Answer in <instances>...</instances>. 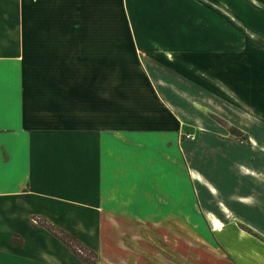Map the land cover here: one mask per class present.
<instances>
[{
  "label": "crops",
  "instance_id": "1",
  "mask_svg": "<svg viewBox=\"0 0 264 264\" xmlns=\"http://www.w3.org/2000/svg\"><path fill=\"white\" fill-rule=\"evenodd\" d=\"M104 1L0 0V264H83L46 224L102 249L112 221L186 218L214 223L235 264H249L247 247L263 252L264 241L239 220L200 212L217 187L224 188L225 207L240 198L231 165L216 173L222 164L214 156L207 175L195 164L204 156L197 153L187 167L178 137L184 120L156 89L152 67L138 73L141 84L124 101L118 86H105L97 39ZM128 1L131 13L159 17L152 35L166 48L181 40L189 26L184 17L201 13L189 0ZM204 10L203 16L215 13ZM232 12L227 8L226 15ZM88 32L95 38L90 44L81 35Z\"/></svg>",
  "mask_w": 264,
  "mask_h": 264
},
{
  "label": "rangeland",
  "instance_id": "2",
  "mask_svg": "<svg viewBox=\"0 0 264 264\" xmlns=\"http://www.w3.org/2000/svg\"><path fill=\"white\" fill-rule=\"evenodd\" d=\"M129 2L105 0L104 11L97 18L102 23L97 39L103 45L105 86L114 83L115 90L118 86L124 101L130 97L129 89L141 84L138 73L147 71L150 65L156 89L184 120L178 137L184 143L187 167L192 166L193 155L204 154L195 164L212 176L213 157L219 155L222 165L215 172L225 173L231 165L230 173L239 184L233 194L238 193L240 198L229 207L224 205L227 199L220 191L223 187H217L208 201L207 195L200 211L202 217L214 210L223 220H239L242 229L264 241V6L252 0H189L199 13L208 7H214L215 13L185 16L189 26L184 27L181 40L177 46L172 40L166 48L157 41L159 35H152V24L158 23L159 17L137 16L128 8ZM222 2L224 10L219 6ZM227 8L233 11L232 17L226 15ZM94 18L87 16V22H94ZM172 30L175 39V27ZM85 34L90 44L94 33H81L82 39ZM188 133H193L195 139L187 138ZM110 223L102 249L73 234L64 236L81 263H236L215 236L214 223L207 219L193 222L186 218L183 222L151 225ZM215 226L224 228L220 222ZM249 248L245 251L249 264H264L259 254L264 250L254 253L251 250L256 248Z\"/></svg>",
  "mask_w": 264,
  "mask_h": 264
},
{
  "label": "trees",
  "instance_id": "3",
  "mask_svg": "<svg viewBox=\"0 0 264 264\" xmlns=\"http://www.w3.org/2000/svg\"><path fill=\"white\" fill-rule=\"evenodd\" d=\"M47 227H49V229L55 233L56 236H58L59 238H61L63 241H65L64 236L65 235H69L67 233H64L62 230H60L57 226L53 225V224H46ZM66 237V236H65ZM74 238V237H73ZM74 240H76L74 238ZM66 243H68L67 241H65ZM68 245V244H67ZM69 246V245H68Z\"/></svg>",
  "mask_w": 264,
  "mask_h": 264
},
{
  "label": "built area",
  "instance_id": "4",
  "mask_svg": "<svg viewBox=\"0 0 264 264\" xmlns=\"http://www.w3.org/2000/svg\"><path fill=\"white\" fill-rule=\"evenodd\" d=\"M187 138L195 139V135L193 133L186 134Z\"/></svg>",
  "mask_w": 264,
  "mask_h": 264
}]
</instances>
